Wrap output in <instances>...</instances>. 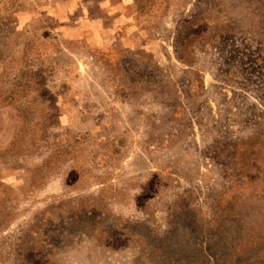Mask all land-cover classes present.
Here are the masks:
<instances>
[{
	"label": "rangeland",
	"instance_id": "374dc122",
	"mask_svg": "<svg viewBox=\"0 0 264 264\" xmlns=\"http://www.w3.org/2000/svg\"><path fill=\"white\" fill-rule=\"evenodd\" d=\"M55 1L0 0V264H264V0Z\"/></svg>",
	"mask_w": 264,
	"mask_h": 264
},
{
	"label": "crops",
	"instance_id": "0c3cea01",
	"mask_svg": "<svg viewBox=\"0 0 264 264\" xmlns=\"http://www.w3.org/2000/svg\"><path fill=\"white\" fill-rule=\"evenodd\" d=\"M58 1H59V0H56L55 3L58 2ZM72 1H73V3H74V8H72V11H69L70 13L68 12L69 15H74V14H75V12H76V8H77V4H78V3H77L78 0H72ZM52 6H54V4H53ZM54 18H57V17H54ZM56 20H58L60 23L62 22V20H61L60 18H57Z\"/></svg>",
	"mask_w": 264,
	"mask_h": 264
}]
</instances>
